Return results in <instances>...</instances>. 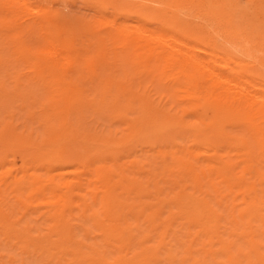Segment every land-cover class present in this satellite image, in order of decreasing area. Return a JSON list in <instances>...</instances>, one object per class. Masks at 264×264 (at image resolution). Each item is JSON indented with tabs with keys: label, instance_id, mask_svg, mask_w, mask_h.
I'll return each instance as SVG.
<instances>
[{
	"label": "rangeland",
	"instance_id": "1",
	"mask_svg": "<svg viewBox=\"0 0 264 264\" xmlns=\"http://www.w3.org/2000/svg\"><path fill=\"white\" fill-rule=\"evenodd\" d=\"M263 143L264 0H0V264H264Z\"/></svg>",
	"mask_w": 264,
	"mask_h": 264
},
{
	"label": "bare ground",
	"instance_id": "2",
	"mask_svg": "<svg viewBox=\"0 0 264 264\" xmlns=\"http://www.w3.org/2000/svg\"><path fill=\"white\" fill-rule=\"evenodd\" d=\"M146 2H147V1H146ZM176 8H177V7H176ZM144 9H145V8H144ZM156 12H157V11H156ZM165 14H166V13H165ZM111 22H112V21H111ZM210 22H211V21H210ZM214 22H215V21H214ZM121 23H122V22H121ZM173 24H174V23H171L172 26H173ZM168 26H169V25H168ZM169 27H170V26H169ZM187 27H188V26H187ZM187 27H186V28H187ZM146 28H147V27H146ZM146 28H145V29H146ZM143 29H144V28H143ZM145 29H144V30H145ZM178 29H180V28H178ZM223 29H224V28H223ZM141 30H142V29H141ZM219 31H220V29H219ZM215 32H216V31H215ZM149 35L152 37L153 33H149ZM171 36H172V35H171ZM173 36L175 37L176 35H173ZM174 37H171V38L169 39V42H171V41L173 40ZM153 38L156 39V40L153 41L154 43H157V44L160 43V42H159V38H158V36H155V37H153ZM207 38H208V37H207ZM174 39L177 40V37H175ZM151 40H152V38H151ZM181 40H182V39H181ZM182 41H183V40H182ZM211 41H212V40H211ZM147 42H148L147 44H151V41H147ZM153 42H152V43H153ZM172 43H173V42H172ZM247 45H248V44H247ZM250 45H251V44H250ZM176 46H177V50H179V53H182V56H183V57H182V58H183L182 60H183V62H189V63H191L192 58L189 57V52H188V51H190V50H185L180 44H177ZM240 46H241V45H240ZM240 46H239V47H240ZM154 48H155V47H154ZM187 48H188V47H187ZM260 50H261V49H260ZM72 51H73V50H72ZM208 51H209V50H208ZM257 51H258V50H257ZM66 53H67V49H66ZM215 53H216V52H215ZM243 53H244V52H243ZM69 54H70V51H69ZM67 56H69V55L67 54ZM247 56H248V55H247ZM175 59H179V58L176 57ZM175 59H174V60H175ZM179 60H181V59H179ZM69 62H70V60H69ZM173 62L176 63V61H173ZM251 62H252V61H251ZM196 64H197V63H196ZM202 64H203V63H202ZM189 65H190V64H189ZM194 65H195V64H194ZM187 67H188V66H187ZM205 68H207V67H205ZM208 69H209V68H208ZM206 71H207V70H206ZM206 71H205V72H206ZM208 72H209V71H208ZM210 72H211V69H210ZM210 72H209V73H210ZM219 74H221V73H219ZM240 74H241V73H240ZM176 75H177V73H176ZM176 75H175V76H176ZM215 75H216V74H215ZM236 76H237V75H236ZM225 77H226V78H230V80L232 81V83H234L235 85L238 84V79H237V77H234V76H232V75H227V76H225ZM211 78H212V77H211ZM226 78H225V79H226ZM209 79H210V78H209ZM227 81H228V80H227ZM231 81H230V82H231ZM219 86H220V85H219ZM217 87H218V86H217ZM3 89H4V88H3ZM221 89H222V88H221ZM226 89H227V87H226L224 90H226ZM229 89H230V88H229ZM220 92H221V91H220ZM209 94H210V93H209ZM230 95H231V94H230ZM230 95L228 94V96H230ZM234 96H235V95H234ZM217 97H218V96H217ZM239 97H240V96H239ZM239 97H238V98H239ZM192 98H194V97H192ZM236 98H237V97H236ZM221 99H223V98H221ZM227 100H228V99H227ZM227 100H226V101H227ZM229 100H230V99H229ZM236 100H237V99H236ZM224 101H225V100H224ZM230 102H231V101H230ZM252 105H253V104H252ZM216 106H217V105H216ZM234 106H236V105H234ZM237 106H239V105H237ZM253 106H254V105H253ZM6 107H7V106H6ZM249 107H250V106H249ZM239 108H240V107H239ZM253 114H254V113H253ZM228 117H229V116H228ZM213 137H214V136H213ZM219 137H222V136H219ZM225 143H227V142H225ZM263 144H264V143H263ZM0 145H1V144H0ZM4 146H6V145H4ZM8 146H9V145H8ZM248 146H249V145H248ZM178 147H179V146H178ZM246 147H247V146H246ZM261 147H262V146H261ZM203 148H204V147H203ZM3 149H4V148H3ZM238 149H239V148H238ZM249 149L251 150V148H249ZM207 150H208V148H207ZM242 150H244V149H242ZM236 151H238V150H236ZM262 151L264 152V149H262ZM262 151H261V152H262ZM238 152H239V151H238ZM238 152H237V153H238ZM240 152H241V151H240ZM242 152H243V151H242ZM18 153H19V152H18ZM213 153H214V152H213ZM246 153H247V154H250V156L252 155V153H250V151H249L248 149L246 150ZM259 153H260V151H258V156H259ZM209 154H210V153H209ZM244 154H245V153H244ZM262 154L264 155V153H262ZM255 155H256V154H255ZM237 156H238V155H237ZM253 156H254V155H253ZM259 157H260V156H259ZM243 158H244V157H243ZM251 158H252V156H251ZM255 158H256V157H255ZM255 158H254V160H258V158H256V159H255ZM211 159H212V158H211ZM215 159H217V158H215ZM239 159H241L242 162H243L242 157L239 158ZM263 159H264V158H263ZM263 159H262V160H263ZM212 160H214V159H212ZM244 160H245V158H244ZM246 160H247V159H246ZM260 161H261V160H260ZM214 162H216V161L214 160ZM242 162H241V163H242ZM245 162H246V161H245ZM254 162H255V161H254ZM261 162H262V161H261ZM261 162H260V163H261ZM217 163H218V161H217ZM219 163H220V164H219ZM219 163H218V166L220 167V172L223 173V174H225V171H226V165H225V163H221V162H219ZM243 163H244V162H243ZM257 163H258V162H257ZM263 164H264V163H263ZM214 165H215V164H214ZM249 165H250V164H249ZM251 165H252V164H251ZM243 167H244V166H243ZM244 168H245V167H244ZM249 168H250V166H249ZM227 169H228V168H227ZM256 169H257V168H256ZM259 169H260V168H259ZM259 169H258V170H259ZM246 171L248 172V171H250V170H246ZM246 171H245V172H246ZM259 171H261V170H259ZM11 173H12V172H11ZM228 173H230V172H228ZM257 173H260V172H257ZM257 173H256V174H257ZM261 173H263V172H261ZM218 174H219V173H218ZM3 175H4V174H3ZM232 175H234V174H232ZM244 175H246V174H244ZM253 175H254V174H253ZM257 175H259V174H257ZM262 175H263V174H262ZM262 175H261V176H262ZM237 176H239V175H237ZM237 176H236V177H237ZM249 176H250V175H249ZM251 176H252V175H251ZM226 177H227V176H226ZM255 177H256V176H255ZM223 178H224V177H223ZM262 178H264V177L262 176ZM233 179H234V178H233ZM223 180H224V179H223ZM230 180H232V179H230ZM16 181H17V180H16ZM236 181H237V180H236ZM255 181H256V180H255ZM255 181H254V183L252 182V183H253L252 185H249V187H247V191L249 192V194H251V195L253 196L254 199H256L255 197L257 196V193H258V192L256 193V190H257L256 187H257V186H255ZM258 181H259V180H258ZM261 182H262V181H261ZM261 182H260V183H261ZM232 183H234V182H232ZM236 183H237V182H236ZM250 183H251V182H250ZM228 184H229V183H228ZM234 184H235V183H234ZM237 184H238V183H237ZM246 184H247V183H246ZM246 184H245V185H246ZM247 185H248V184H247ZM262 185H263V184H262ZM68 186H69V185H68ZM68 186H67V187H68ZM236 186H237V185H236ZM246 193H247V192H246ZM211 194H212V193H211ZM221 194H222V193H221ZM216 197H217V196H216ZM243 197H244V196H243ZM248 197H249V196H248ZM243 199H244V198H243ZM247 199H248V198H247ZM70 200H71V199H70ZM248 201H249V200H248ZM251 201H252V200H251ZM251 201H250V202H251ZM249 204H250V203H249ZM58 205H59V204H58ZM251 205H252V204H251ZM57 207H58V206H57ZM252 207H253V206H252ZM193 212H194V211H193ZM0 214H2V213H0ZM211 216H212V215H211ZM210 220H211V219H210ZM233 223H234V222H233ZM234 225H236V224L234 223ZM204 226H205V225H204ZM164 227H165V226H164ZM231 228H232V227H231ZM210 230H211V229H210ZM231 231H232V230H231ZM24 233H25V232H24ZM207 233H208V232H207ZM210 238H211V237H210ZM217 238H218V237H217ZM220 238H221V237H220ZM29 240H30V239H29ZM211 241H212V240H211ZM223 241H224V240H223ZM258 244H260V243H258ZM256 245H257V244H256ZM256 245H254V246H256ZM36 246H37V245H36ZM209 247H210V246H209ZM230 249H231V248H230ZM220 250H221V249H220ZM222 250H223V249H222ZM249 250H250V249H249ZM249 256H250V255H249ZM246 258H247V257H246ZM225 259L227 260L228 258H225ZM230 260H231V259H230ZM262 261H263V260H262ZM262 261H261V262H262ZM236 262H237V261H236ZM259 262H260V261H259ZM233 264H235V263H233Z\"/></svg>",
	"mask_w": 264,
	"mask_h": 264
}]
</instances>
